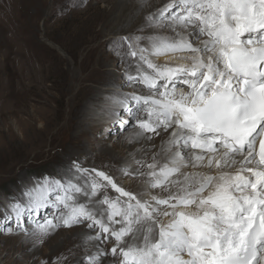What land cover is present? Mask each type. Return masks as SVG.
Returning <instances> with one entry per match:
<instances>
[{"label": "snow or ice", "instance_id": "obj_1", "mask_svg": "<svg viewBox=\"0 0 264 264\" xmlns=\"http://www.w3.org/2000/svg\"><path fill=\"white\" fill-rule=\"evenodd\" d=\"M148 20L150 27L167 23L196 29L197 40L207 37L202 48L184 37H148L153 56L195 54L182 58L190 63L175 66L154 63L144 54L147 49L137 51L128 41L130 55L151 70L138 64L137 74L129 77L150 93L133 94V106L126 103L132 126L141 135L174 128L169 163L159 169L155 162L146 165L149 184L165 190L177 185L178 191L142 201L103 171L77 168L89 177L85 185L45 179L25 190L26 202L14 198L3 219H14L19 227L25 216L48 207L60 211L62 206L64 226L88 221L89 228L99 230L89 239L114 238L110 254L121 258L117 264H264V0H170ZM127 124L120 122L121 128ZM190 162L216 171L196 173L195 178L185 174L182 186L170 180ZM108 186L119 196L97 201L107 206L98 216L89 204ZM78 196L86 202H78ZM192 206L196 211H185ZM116 224L120 227H113ZM35 225L33 234L41 239L59 226L52 219ZM129 236L132 242L122 247ZM138 239L142 243H136ZM108 254L97 252L87 264H101Z\"/></svg>", "mask_w": 264, "mask_h": 264}, {"label": "rangeland", "instance_id": "obj_2", "mask_svg": "<svg viewBox=\"0 0 264 264\" xmlns=\"http://www.w3.org/2000/svg\"><path fill=\"white\" fill-rule=\"evenodd\" d=\"M169 2L170 0H0V202L13 198L21 200L22 194L34 178L40 183L45 179L64 182L71 179L74 183L84 185L87 178L81 175L83 172L77 171L82 165L103 171L113 180L115 178L118 184L142 201L150 200L152 196L167 198L170 193L178 191L175 189L177 185H169L168 190L150 187L148 168L144 163L147 165L155 162L159 165L161 159L153 156L154 146L161 140L154 133H145V141L154 143L152 149H148L145 143H138L141 160L134 161L137 164L134 169L131 164L122 172V163L129 157V148H124L133 144L128 136L136 133L139 128L132 126L134 122L129 119V115H125L123 108L111 109L109 114V107L104 108L102 103L110 102L113 96H118L133 105L134 102L130 99L133 94L147 96L150 93L142 84L133 80L123 85L119 81L109 84L108 80L105 81V76L98 74L100 67H103L113 73L117 68H134L136 75L138 64L132 62L138 56L132 58L128 41L133 42V49L137 51L140 48L150 51L151 42L148 37L173 39L178 36L176 32H167V26H148V18L151 16L155 19L159 10ZM135 4H140L141 7L137 10L136 17L129 18ZM120 17H123L121 25L117 21ZM125 37L128 38L127 41ZM135 37L141 39L136 41ZM181 37L186 38L187 34L184 33ZM206 39L203 36L199 40L194 39L193 44ZM148 55L152 59V55ZM140 65L142 70L151 72L146 65ZM83 81L92 90V96L99 91L101 98L98 96L97 101L91 103L89 101L92 96L85 99L81 93ZM106 91L108 92L104 93ZM73 104L77 109L88 108L91 116L87 114L86 118L90 121L87 120L85 136L78 141L74 137L79 130L70 123ZM104 110L110 115L106 116V120L104 118L105 124L99 118ZM141 115L144 119L145 114ZM80 120H84L83 117ZM122 120L129 121L123 128L120 126ZM115 122H118L117 125ZM117 143H120L119 148H115ZM105 149L109 153H104ZM123 150L125 151L122 152ZM159 150L158 148V152ZM83 152L89 154L83 157ZM189 164L186 167H192V163ZM141 165L144 166L140 167ZM80 175L82 178L77 180ZM145 186L147 190L144 189ZM108 197L115 199L113 196ZM3 205L4 203H0V264H26L22 260V254L31 255L40 250L41 253L37 255L39 257L32 256L28 264H46L45 259L49 256L60 257L69 252L70 244L71 247L74 246V237H70L69 233L57 236L59 241L64 237L71 241L58 250L54 248V244L40 245L42 239L38 234H33L36 226L29 229L33 226L31 223H35L38 218H29V223L24 221L21 226H15L12 221L3 219ZM48 218L50 217L45 219ZM85 224L83 222L72 227L60 225L53 230L78 227L88 230L95 237L96 228L86 227ZM24 238L32 240L28 245H23L24 251L16 252L19 244L13 245ZM101 244L104 245L105 252H110L111 246L105 239ZM127 244L125 242L123 247ZM110 253L101 259L115 260L111 259L113 256ZM88 257L90 256L84 254L83 259L75 264H87ZM47 264L60 263L55 260Z\"/></svg>", "mask_w": 264, "mask_h": 264}, {"label": "bare ground", "instance_id": "obj_3", "mask_svg": "<svg viewBox=\"0 0 264 264\" xmlns=\"http://www.w3.org/2000/svg\"><path fill=\"white\" fill-rule=\"evenodd\" d=\"M88 1V0H87ZM72 5V4H71ZM139 7H141L140 4H135V7L133 8V12L131 13L130 17L129 18H132V17H136L137 16V10L139 9ZM132 9V8H131ZM114 10V9H113ZM123 17H120L119 20H117L120 24L121 20H122ZM126 19L125 21L129 20ZM117 19V18H116ZM124 21V22H125ZM145 23H147L145 21ZM144 23V24H145ZM121 25V24H120ZM115 26V25H114ZM117 26V25H116ZM161 27H165L167 26V32H170L172 34H174V32L178 33V36L176 35L175 37H173V40H178L180 39L181 36H183L184 33L187 34V37L186 39H188L189 41L193 42L194 39H196L194 36H193V33L196 31V29L194 28H182V27H178V26H173V27H169L167 23L165 24H162L160 25ZM144 27V26H143ZM156 27V26H155ZM113 28V27H112ZM118 28V27H117ZM116 31V28H113V31ZM194 45V44H193ZM195 47H203L204 46V41H202L201 43H198L196 45H194ZM148 53H151V50L149 51V49H147V51L144 53L146 56L149 57ZM191 55H195L193 53H177L175 55H164V56H160V57H156V56H153L152 55V59H153V62L157 63L158 65H164V64H168L170 66H175L179 63H184V62H187V63H190V60L186 61L185 59H182V58H186L188 56H191ZM105 60V59H104ZM109 60V59H108ZM111 62V61H110ZM109 62V63H110ZM132 64H142V62L139 61V57L136 58V60H133ZM125 65V64H124ZM107 67V66H106ZM113 67V66H112ZM101 69L98 70V74H102L103 77L105 76V81H107V83L111 84V83H115V82H118L119 81V84L123 85L125 84L126 82L130 81L129 77L130 76H134L135 74V70L134 68H117L116 72H109L110 70H106L104 69L103 67H100ZM103 68V69H102ZM79 80V79H78ZM117 84V83H116ZM178 87H181L180 85H178ZM183 87V86H182ZM81 93L83 95V97H85V99L87 98H90L92 95V90L90 88H88L87 86L84 85V81L82 82L81 84ZM113 91V90H112ZM133 91V90H132ZM108 91L104 92V93H107ZM138 92V91H137ZM98 96L100 97V93L99 91L97 92V94L94 96H92L90 99V103L92 101H97V98ZM114 97V96H113ZM129 97V96H128ZM101 98V97H100ZM99 98V99H100ZM119 100H121L120 98H118ZM89 100V99H88ZM88 102V104H89ZM78 104V103H77ZM103 106H106V107H109V108H112V109H115V107L117 106L116 103L113 102V100H111L110 102L109 101H104V103H102ZM88 106V105H86ZM84 106V107H86ZM131 106L132 103H131ZM130 106V107H131ZM79 107V106H78ZM80 108V107H79ZM100 110H102L101 108H99ZM88 108H81V109H77L76 106L73 104V111H72V118L70 119V123L72 124V126L77 130H79V132H76L75 133V137H74V140H77L80 139L81 137L85 136V130L87 129L86 126L88 124L87 120L90 121L89 119L86 118V116L89 115L88 113ZM88 114V115H87ZM128 115V113L126 114ZM90 116V115H89ZM106 116H110L108 114V112L106 110L103 111V114H102V117H99L100 120H106ZM146 116V114H145ZM144 116V117H145ZM83 117L84 120H80V118ZM91 117V116H90ZM98 118V117H97ZM112 118V117H111ZM126 118H128V116H126ZM114 121H117V119L114 117L112 118ZM129 119H131L129 117ZM92 120H94L95 122H97V119L93 118ZM120 122V121H119ZM129 122V121H128ZM93 123V122H92ZM103 123L105 124V121H103ZM118 122H115V125H117ZM108 126V125H106ZM106 128V127H105ZM174 130V128H169L167 131L163 130L162 128L161 129H158L157 131L159 132V135L155 134V137L156 138H160L161 140L159 141V143H157L155 146L153 145L154 143L153 142H148V141H145L146 140V137H145V133L143 135H141V130L139 129L138 131H136V133H132L131 135L128 136V140H131L133 141V144L132 146H128V147H123L124 149H127L129 150L128 154H129V157L125 159V163H122V172L126 169H128V167L132 164L133 165V169H134V166L137 165V164H134V161L135 160H141V158L139 157V154H138V146H140L138 143H145L146 145H148V149H152L151 147H155V154L153 156L155 157H161V161L159 160L158 164L157 165V169H159L160 166H162L163 164L165 163H169V156L171 155V152L168 151V141L169 139L171 138V133L172 131ZM154 138V137H153ZM144 146V145H143ZM119 148L120 147V143H117L116 144V147L115 148ZM158 148L160 149L159 152H158ZM114 150V149H113ZM175 149H173L174 151ZM125 150H123L122 152H124ZM98 153V152H97ZM104 153H109L108 150L105 149ZM84 154V155H83ZM85 154H89L88 152H83L82 153V156L85 157ZM122 154V153H121ZM157 154H159L157 156ZM121 156V155H120ZM123 156L124 153H123ZM187 159L190 160V155L189 156H186ZM119 159V158H118ZM143 161V159H142ZM142 161L139 162V164L142 163ZM145 162V161H144ZM137 163V162H136ZM191 164V163H190ZM189 164V165H190ZM144 165L146 166V162L144 163ZM171 166V165H170ZM66 167V166H65ZM142 167V166H140ZM236 167H239V165H237ZM137 168V167H136ZM60 169V168H59ZM188 169V170H187ZM67 170V168L65 169V171ZM146 170V169H145ZM132 171V170H131ZM139 171V170H138ZM150 170L148 169V172ZM211 171L210 169H207V168H202V167H186V169H183L180 170V172L178 173V177L173 176L170 178V180H178L180 181V185L182 186L184 184V176L185 174H191L193 176V178H195V174L196 173H201V172H209ZM216 170L215 169H212V172H215ZM65 173V172H64ZM67 173H70L69 171ZM69 175V174H67ZM145 176V175H144ZM149 181H150V177L147 176ZM73 179H74V176H73ZM80 183V182H79ZM81 185V184H80ZM138 185V184H137ZM195 186V185H194ZM144 189L147 190V186L144 187ZM162 189V188H161ZM176 190H178V186L175 188ZM175 190V191H176ZM160 191V190H159ZM148 193V192H147ZM149 195V194H148ZM148 199V198H147ZM150 199V198H149ZM87 198L86 197H80L78 198V202H86ZM98 200V197H93L92 198V202L89 204V207L90 208H93L96 210L97 212V215L99 216L100 213H101V210H103L100 205H98L96 202ZM0 203H6L5 200L4 201H1ZM4 209V208H3ZM185 211H196V208L195 206H192L191 208L189 209H185ZM105 217L107 216V214H104ZM119 219V218H117ZM161 219H164L165 222H167L168 219H170V217L168 218H165V217H161ZM9 221H12V224L17 226L16 224V221L14 219H9ZM60 224H62V219L59 220ZM4 226V225H3ZM21 226V225H20ZM82 226V225H81ZM85 226H88L85 224ZM113 227H116V228H119L120 225L119 224H116V225H113ZM15 228V227H14ZM35 228V225L33 224V226L29 227V229H34ZM66 233H69L71 236L70 237H74V241L75 243H73L74 246L71 247V244H70V247H69V252L66 253V254H62V256H52V257H48L45 259L46 261V264L47 262H53L55 260H58L60 264H75L76 262H78L79 260H82L83 259V255L85 254L86 256L89 255V256H92L94 254H96L97 252H105L104 251V246L101 244V242H99L98 240H95V239H89V237H94L92 236L93 234H90V232H88V230H82L81 228H78V227H73L71 229H58V230H52L51 233L42 238V241L39 242L40 245H43L44 243H49V244H54V248L56 250H58L60 247L64 246L67 242L68 243H71V241H69L70 239L69 238H65L62 240V241H59L57 236L61 235V234H66ZM153 237L156 238L157 237V232L154 231L153 232ZM60 238V237H59ZM32 239H28V238H24V239H21L19 242L20 243H16L14 244L13 246H16L17 244H19L18 246H16V252H19V251H24L23 249V245L27 244L31 241ZM130 241H132V237H125V242H128L130 243ZM23 242V243H22ZM36 242V241H35ZM7 243V242H6ZM136 243H142V240L138 239L136 241ZM11 244V243H9ZM38 244V245H39ZM49 244H46V245H49ZM36 245V244H35ZM15 248V247H14ZM44 248V247H43ZM42 249V248H40ZM38 250V249H37ZM54 251V250H52ZM11 252V251H10ZM37 252V251H35ZM59 252V251H58ZM107 252V251H106ZM39 253H41V250L40 252H37V253H33V254H28V253H24L22 254V260L24 262H26V264H28V262L30 261L29 259L32 258V256L34 257H39L37 255H39ZM107 253H110V252H107ZM14 254V253H13ZM11 255V254H10ZM61 255V254H59ZM109 255V254H108ZM111 257V256H110ZM185 258L187 259V256L185 255ZM35 261V260H34ZM84 262V261H83ZM101 264H117V261L115 260H108V259H101Z\"/></svg>", "mask_w": 264, "mask_h": 264}]
</instances>
